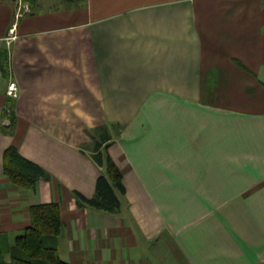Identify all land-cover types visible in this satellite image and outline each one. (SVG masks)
<instances>
[{"label": "crops", "instance_id": "obj_1", "mask_svg": "<svg viewBox=\"0 0 264 264\" xmlns=\"http://www.w3.org/2000/svg\"><path fill=\"white\" fill-rule=\"evenodd\" d=\"M28 3L0 0V247L55 202L70 264H264V0ZM9 146L45 170L34 188ZM107 155L114 212L75 196Z\"/></svg>", "mask_w": 264, "mask_h": 264}, {"label": "trees", "instance_id": "obj_2", "mask_svg": "<svg viewBox=\"0 0 264 264\" xmlns=\"http://www.w3.org/2000/svg\"><path fill=\"white\" fill-rule=\"evenodd\" d=\"M104 163L95 195L87 197L76 191L75 196L81 204L114 212L120 208V195L126 193V187L122 171L110 155ZM4 173L14 184L26 189L34 188L46 174L40 165L22 156L14 146H9L4 153ZM29 213L30 224L16 237L14 244L0 247V264H70L61 258L57 246L62 228L59 204H33Z\"/></svg>", "mask_w": 264, "mask_h": 264}, {"label": "built area", "instance_id": "obj_3", "mask_svg": "<svg viewBox=\"0 0 264 264\" xmlns=\"http://www.w3.org/2000/svg\"><path fill=\"white\" fill-rule=\"evenodd\" d=\"M15 30H16V26H15V24H13L9 30L8 40H12L16 37ZM7 93H8V95H10L12 97L18 96V85L15 81H12L9 84ZM3 124L4 125H10L11 124V120H10L9 115H7L5 118H3Z\"/></svg>", "mask_w": 264, "mask_h": 264}, {"label": "rangeland", "instance_id": "obj_4", "mask_svg": "<svg viewBox=\"0 0 264 264\" xmlns=\"http://www.w3.org/2000/svg\"><path fill=\"white\" fill-rule=\"evenodd\" d=\"M28 1L29 0H16V2L18 3V6L21 7V9H16L18 14H20V13L25 14L30 10V9H28L29 8Z\"/></svg>", "mask_w": 264, "mask_h": 264}]
</instances>
